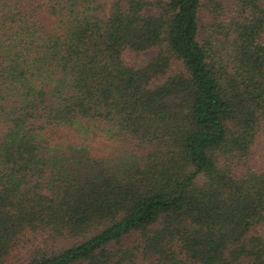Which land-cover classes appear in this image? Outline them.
<instances>
[{
	"label": "trees",
	"instance_id": "trees-1",
	"mask_svg": "<svg viewBox=\"0 0 264 264\" xmlns=\"http://www.w3.org/2000/svg\"><path fill=\"white\" fill-rule=\"evenodd\" d=\"M0 264H264V0H0Z\"/></svg>",
	"mask_w": 264,
	"mask_h": 264
},
{
	"label": "rangeland",
	"instance_id": "rangeland-1",
	"mask_svg": "<svg viewBox=\"0 0 264 264\" xmlns=\"http://www.w3.org/2000/svg\"><path fill=\"white\" fill-rule=\"evenodd\" d=\"M153 55H154V51L147 52V53L143 54L141 60L147 61V60L151 59L153 57ZM124 59H127V55H124Z\"/></svg>",
	"mask_w": 264,
	"mask_h": 264
}]
</instances>
